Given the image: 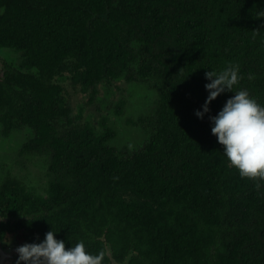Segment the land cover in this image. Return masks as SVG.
<instances>
[{
  "label": "trees",
  "instance_id": "1",
  "mask_svg": "<svg viewBox=\"0 0 264 264\" xmlns=\"http://www.w3.org/2000/svg\"><path fill=\"white\" fill-rule=\"evenodd\" d=\"M1 46L22 57L0 69V133L27 126L21 151L50 157L46 193L0 183V207L35 232L29 242L51 228L65 248L102 251V264H264V180L241 177L210 131L234 93L194 114L205 71L230 63L234 89L264 103V0H0ZM62 78L91 104L104 85L140 82L143 142L114 144L106 117L81 123Z\"/></svg>",
  "mask_w": 264,
  "mask_h": 264
},
{
  "label": "clouds",
  "instance_id": "2",
  "mask_svg": "<svg viewBox=\"0 0 264 264\" xmlns=\"http://www.w3.org/2000/svg\"><path fill=\"white\" fill-rule=\"evenodd\" d=\"M207 90L204 102L194 110L198 118L209 112V102L218 94L231 90L215 115H209L211 133L223 146L230 166L241 177L264 180V103L250 95L247 88H235L240 80L239 66L230 63L220 70L205 71ZM65 241L54 236L50 228L39 242H24L15 248L16 264H102L104 253L86 250L82 240L65 248Z\"/></svg>",
  "mask_w": 264,
  "mask_h": 264
},
{
  "label": "rangeland",
  "instance_id": "3",
  "mask_svg": "<svg viewBox=\"0 0 264 264\" xmlns=\"http://www.w3.org/2000/svg\"><path fill=\"white\" fill-rule=\"evenodd\" d=\"M10 52H12L15 62L20 60L18 53L12 50ZM62 79L67 89L66 99L74 106V116L80 112L83 114V121L89 120L98 129L102 127L100 124L101 119L106 117L107 122L117 130L116 139H113L112 142L121 148L132 149L143 142L145 133L141 130L138 118L146 110L149 111V102L144 99L146 92L140 86V82H124L120 89L115 88L114 85H104L96 97V102L91 104L88 102L87 94L82 92L78 86L73 85L67 78ZM119 99H125L126 103L122 114L116 115L113 105ZM131 119L133 122H130ZM28 135L32 136L30 129H28L27 135L24 132L16 133V137L19 139H23L24 136ZM15 150L17 148L14 145L7 147L3 142H0V165L5 163L7 169H10L25 184L31 182L37 185L42 182L45 173L44 159L39 156H32L30 159L24 155L15 157ZM15 160H18V163Z\"/></svg>",
  "mask_w": 264,
  "mask_h": 264
},
{
  "label": "flooded vegetation",
  "instance_id": "4",
  "mask_svg": "<svg viewBox=\"0 0 264 264\" xmlns=\"http://www.w3.org/2000/svg\"><path fill=\"white\" fill-rule=\"evenodd\" d=\"M10 50L18 53L19 59L22 57V51L18 49H12L11 47L1 46L0 47V69L1 74H3L4 63L10 62L14 63V56ZM69 104H71L69 102ZM74 109H73V116H74ZM78 115V114H77ZM83 115V114H82ZM76 116V115H75ZM81 123H86L87 121H83V116L79 119ZM2 129V127H1ZM24 132L27 135L28 127H23V129H12L8 136H4L2 132L0 133V142H3L7 147L14 145L17 150H15V157L19 155H24L28 159L32 156H39L43 158L45 163V173L43 174V181L39 182L37 185L35 183L25 184L21 179L20 183L25 186V190H29L31 192H42L43 194L46 193L48 188V183L52 178L49 170L50 164V157L47 153H40V152H31L30 150L21 151L22 147H24V142L29 139L31 136H24L23 139H19L16 137V133ZM15 134V135H14ZM18 163V160H15ZM40 174V173H39ZM7 175L13 178H19L17 175L13 174L10 169H7V165L2 163L0 165V183H6L5 178L7 179ZM42 178V177H41ZM22 217L17 216L11 212V210H5L4 207H0V264H16V258L18 253H16L15 248L22 244L24 241L29 242L31 239V234L33 235L35 232L32 233V229L26 227L24 225L17 226V222H19ZM31 233V234H30ZM24 240V241H23Z\"/></svg>",
  "mask_w": 264,
  "mask_h": 264
}]
</instances>
